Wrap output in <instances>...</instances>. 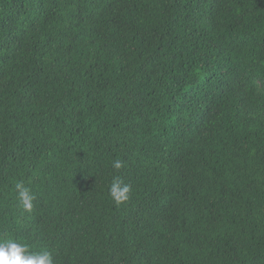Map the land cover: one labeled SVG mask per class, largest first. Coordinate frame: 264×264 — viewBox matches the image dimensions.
<instances>
[{
  "label": "trees",
  "instance_id": "16d2710c",
  "mask_svg": "<svg viewBox=\"0 0 264 264\" xmlns=\"http://www.w3.org/2000/svg\"><path fill=\"white\" fill-rule=\"evenodd\" d=\"M8 238L54 264H264V0H0Z\"/></svg>",
  "mask_w": 264,
  "mask_h": 264
},
{
  "label": "clouds",
  "instance_id": "9594fccd",
  "mask_svg": "<svg viewBox=\"0 0 264 264\" xmlns=\"http://www.w3.org/2000/svg\"><path fill=\"white\" fill-rule=\"evenodd\" d=\"M112 167L119 170L123 167V162L119 159L112 162ZM109 195L116 204H121L129 198L131 187L125 184L119 176L113 177ZM15 192L18 207L27 213L33 210V202L36 197L31 189L23 181L15 184ZM0 264H54L52 254L47 250L32 251L23 242H16L12 238L0 239Z\"/></svg>",
  "mask_w": 264,
  "mask_h": 264
}]
</instances>
